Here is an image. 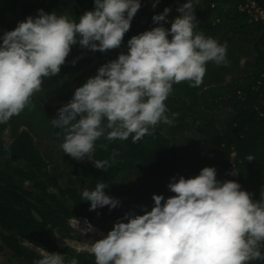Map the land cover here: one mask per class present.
Instances as JSON below:
<instances>
[{
  "label": "clouds",
  "instance_id": "obj_1",
  "mask_svg": "<svg viewBox=\"0 0 264 264\" xmlns=\"http://www.w3.org/2000/svg\"><path fill=\"white\" fill-rule=\"evenodd\" d=\"M160 0H155L153 8ZM141 8L140 0H94V10L77 22L67 14L38 10L0 40V123L31 106L42 91L43 78L55 76L79 44L92 52L120 48L124 35ZM194 0L177 8L179 15L166 29L171 8L153 16L160 26L133 36L127 54L99 67L97 74L75 90L73 98L52 119L63 130L59 145L78 161L86 158L107 171L111 159L92 161L96 141H140L160 124L172 125L165 103L173 86L184 81L198 87L208 62L227 64V42L198 31ZM163 22V23H162ZM171 36V39H169ZM107 150V145H101ZM248 161L254 160L249 155ZM230 175L239 172L234 168ZM109 185L97 182L80 196L90 211L117 208L120 201L105 193ZM175 195H153L151 211L126 213L111 231L90 245L95 264H249L264 260V199L254 201L235 181L217 180L215 167L203 168L194 178L172 177L167 185ZM89 231L93 228L88 226ZM42 250V249H41ZM35 264H66L65 256L41 251ZM67 264H79L73 257Z\"/></svg>",
  "mask_w": 264,
  "mask_h": 264
},
{
  "label": "trees",
  "instance_id": "obj_2",
  "mask_svg": "<svg viewBox=\"0 0 264 264\" xmlns=\"http://www.w3.org/2000/svg\"><path fill=\"white\" fill-rule=\"evenodd\" d=\"M240 1L194 0L198 31L220 44L227 42V55L241 51L246 44L252 46L253 61L240 76H233V81L225 84V72L216 73L211 66L198 87L190 86L188 81L173 86L172 94L165 101L168 115L178 114L171 126L160 123L152 135H146L136 143L131 137L124 141H108L101 137L96 141V151L92 155L95 161L111 159L113 151L118 155L115 164L107 171L94 169V180L89 181L88 188L94 189L97 182L109 185L105 193L120 201L117 208L110 211L105 206L90 211V202L82 200L77 192L72 199L57 198L49 194L34 175L31 177L32 191L26 189L28 184L12 188L0 183V242L15 252L16 258L26 264H35L42 258L20 245V239H26L51 253L64 255L66 264L73 257L79 264H95L93 254L60 249L56 243L58 234L71 232L69 222L78 213L72 210L69 201L79 206V212L87 209L92 221L100 219L110 226L111 231L118 220L127 223L122 220L126 213L143 215L142 207L151 211L153 195H163L165 199L175 195L167 187L172 177L194 178L205 167H215L217 180L221 182L231 180L239 183L241 190L251 193L254 201L264 199V27L246 22L235 9ZM255 1L264 7V0ZM185 2L160 0L153 8L148 0H140L141 8L127 32L129 39L137 32L136 27H139L137 33L140 34L149 31L150 27L160 26L154 24L152 18L163 13L165 8H171V12L166 18L169 22L162 23L170 30L171 21L179 15L177 8ZM18 3L19 0H0V14L15 13ZM59 4L60 0H29L24 16L36 17L41 9L48 14L57 12ZM92 10L94 0H72L69 16L78 22L86 11ZM141 17L147 19V25H140ZM217 19L220 21L216 22ZM18 23L16 20L6 23L0 28V37L14 30ZM81 53L83 48L76 46L66 61ZM90 63L91 59H83L70 67L61 66V69H72L74 73ZM80 80L75 81V90L80 87ZM60 108H54L52 112L57 114ZM198 123L201 127H196ZM60 133L64 135L61 129ZM101 145H107V150ZM36 151L32 138L25 134L9 154L13 160L24 161L31 166L38 165ZM249 155L254 160L248 161ZM234 168L239 172L236 176L229 174ZM15 174L22 179L31 176L24 169H17ZM131 177L136 178L133 183ZM260 250L264 254V243H261ZM249 264H264V260L250 261Z\"/></svg>",
  "mask_w": 264,
  "mask_h": 264
},
{
  "label": "flooded vegetation",
  "instance_id": "obj_3",
  "mask_svg": "<svg viewBox=\"0 0 264 264\" xmlns=\"http://www.w3.org/2000/svg\"><path fill=\"white\" fill-rule=\"evenodd\" d=\"M71 3L72 0H60L59 10L55 13L58 16L65 14L69 16ZM14 16L15 13L13 12L0 14V28H3L9 21L14 20ZM140 25H147V19L141 17ZM135 30L138 32L139 27H136ZM150 30H152V27H150ZM137 32L131 34V36H136ZM129 37L126 33L120 48L104 53L92 52L87 48H83V52L86 49L89 54L95 55L98 58V63L78 77L81 78L79 86L82 87L89 78L94 77L99 67L117 59L121 53L127 54ZM76 46H79V44L72 46L71 51ZM85 59H91L92 63L94 62L92 58ZM250 61H253V48L251 45L246 44L241 51L227 55L226 65L217 66L213 62H208L206 71L209 73L208 69L212 66L216 73L225 72V84H228L233 81V76H240ZM92 63L74 73H72L74 71L72 69H60L57 75L43 78L42 91L34 95L31 106L26 107L19 115L11 117L6 123H0V183L2 185L21 188L23 185L28 184L29 186L26 189L32 191L31 177L34 175L37 176L34 179H40L43 188L49 194L57 198L72 199L75 197L74 192L80 193L83 188H88L89 181L94 180V164L87 158L78 161L66 155L59 147L63 142L64 135L60 133V128L53 127L51 124L52 119L58 118L52 110L65 106L74 96L69 86L72 76ZM90 71L93 72L90 73ZM25 134L32 138V145L37 150L38 165L33 164L30 166L27 162L15 161L9 154L15 143ZM6 150H8L7 153ZM91 159L95 161L93 157ZM17 169H24L31 176L22 179L15 174Z\"/></svg>",
  "mask_w": 264,
  "mask_h": 264
},
{
  "label": "rangeland",
  "instance_id": "obj_4",
  "mask_svg": "<svg viewBox=\"0 0 264 264\" xmlns=\"http://www.w3.org/2000/svg\"><path fill=\"white\" fill-rule=\"evenodd\" d=\"M150 2V5H153L154 0H148ZM196 127H201V124H197ZM135 177H131V181L135 180ZM72 207L73 211H78L77 215L74 216V220L69 222V227L71 229V232L68 235H57L56 243L60 249H73L78 252H87L91 253L90 251V245L95 242L96 240H99L107 235V233L110 230V226H108L106 223L101 221L98 218H94L92 221L88 217V210L85 209L84 211H80V208L78 205H74L70 201L68 202ZM89 225L92 226L93 230L89 231ZM20 245L24 247L25 249L31 251L37 256L41 257V251L44 250L48 253H51L47 249H45L43 246L36 242H32L30 240L26 239H20ZM0 247L2 250H0V256L6 257L7 262L6 264H24L25 262L22 261V259L16 258L11 253L7 251V248L3 243L0 242ZM42 249V250H41Z\"/></svg>",
  "mask_w": 264,
  "mask_h": 264
},
{
  "label": "water",
  "instance_id": "obj_5",
  "mask_svg": "<svg viewBox=\"0 0 264 264\" xmlns=\"http://www.w3.org/2000/svg\"><path fill=\"white\" fill-rule=\"evenodd\" d=\"M28 1L29 0H19V3H18L17 8H16V12H15L14 20H16L18 22H23L26 20V17L24 16L23 11H24V8H25L26 4L28 3ZM85 58H92L94 60V62L90 66H88L87 68H85V69L77 72L76 74H74L72 76V78L70 79L69 86H70V90L73 94L75 93V88H74L75 80L79 76H81L83 73H85L86 71H88V70L92 69L94 66H96V64L98 63V58L95 55L89 54L87 52V50L85 49L83 53L79 54L78 56H76L70 60L65 61V63L62 65V66H73ZM7 251L9 253H11L13 256L16 255L15 252H13L10 249H7ZM24 264H26V263H24Z\"/></svg>",
  "mask_w": 264,
  "mask_h": 264
},
{
  "label": "built area",
  "instance_id": "obj_6",
  "mask_svg": "<svg viewBox=\"0 0 264 264\" xmlns=\"http://www.w3.org/2000/svg\"><path fill=\"white\" fill-rule=\"evenodd\" d=\"M235 9L243 15L250 25L259 24L264 27V7L255 0H241L235 5ZM220 20L217 19L216 22ZM232 166L234 164L232 163ZM72 219L71 221H73Z\"/></svg>",
  "mask_w": 264,
  "mask_h": 264
},
{
  "label": "crops",
  "instance_id": "obj_7",
  "mask_svg": "<svg viewBox=\"0 0 264 264\" xmlns=\"http://www.w3.org/2000/svg\"><path fill=\"white\" fill-rule=\"evenodd\" d=\"M7 259L6 257L0 256V264H6Z\"/></svg>",
  "mask_w": 264,
  "mask_h": 264
}]
</instances>
